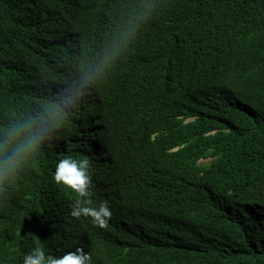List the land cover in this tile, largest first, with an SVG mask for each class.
I'll return each instance as SVG.
<instances>
[{
	"label": "trees",
	"instance_id": "1",
	"mask_svg": "<svg viewBox=\"0 0 264 264\" xmlns=\"http://www.w3.org/2000/svg\"><path fill=\"white\" fill-rule=\"evenodd\" d=\"M45 109L61 126L0 203V264H264V0H0V129ZM66 157L106 229L71 216Z\"/></svg>",
	"mask_w": 264,
	"mask_h": 264
},
{
	"label": "clouds",
	"instance_id": "2",
	"mask_svg": "<svg viewBox=\"0 0 264 264\" xmlns=\"http://www.w3.org/2000/svg\"><path fill=\"white\" fill-rule=\"evenodd\" d=\"M72 98L73 92L68 90L62 96L63 108L70 106ZM60 126L61 118L54 119L52 112L45 109L29 116L23 122L0 129V203L10 198L11 191L21 178V173L34 161L42 150V145L51 139L50 134L53 130ZM94 148L105 157L101 147ZM89 169L90 161L87 157L80 160L66 157L56 165L53 180L77 194L78 199L72 208L71 216L90 217L94 225L106 229L112 217L108 202L104 201L98 207L88 206L92 203L90 199L92 180ZM23 264H91V255L85 253L83 248H76L75 251L67 252L60 257L46 256L41 248H36L24 256Z\"/></svg>",
	"mask_w": 264,
	"mask_h": 264
},
{
	"label": "rangeland",
	"instance_id": "3",
	"mask_svg": "<svg viewBox=\"0 0 264 264\" xmlns=\"http://www.w3.org/2000/svg\"><path fill=\"white\" fill-rule=\"evenodd\" d=\"M203 164H205L206 162H202Z\"/></svg>",
	"mask_w": 264,
	"mask_h": 264
}]
</instances>
